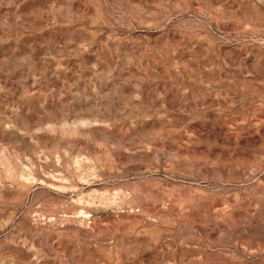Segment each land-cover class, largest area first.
Segmentation results:
<instances>
[{
	"label": "rangeland",
	"instance_id": "1",
	"mask_svg": "<svg viewBox=\"0 0 264 264\" xmlns=\"http://www.w3.org/2000/svg\"><path fill=\"white\" fill-rule=\"evenodd\" d=\"M0 264H264V0H0Z\"/></svg>",
	"mask_w": 264,
	"mask_h": 264
}]
</instances>
